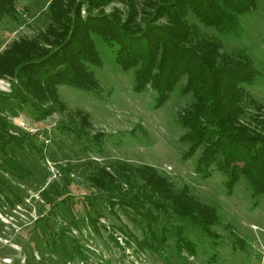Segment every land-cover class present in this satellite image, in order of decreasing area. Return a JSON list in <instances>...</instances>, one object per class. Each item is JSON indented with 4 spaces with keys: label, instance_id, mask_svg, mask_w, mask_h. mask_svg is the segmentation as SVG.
Returning <instances> with one entry per match:
<instances>
[{
    "label": "rangeland",
    "instance_id": "374dc122",
    "mask_svg": "<svg viewBox=\"0 0 264 264\" xmlns=\"http://www.w3.org/2000/svg\"><path fill=\"white\" fill-rule=\"evenodd\" d=\"M49 2L15 0V14L0 17V52L14 40L40 39L50 21ZM102 7L106 11L125 8L121 0ZM81 8L84 16V4ZM187 19L198 25L201 35L218 42L220 52L243 50L251 58L258 74L244 83L245 114L239 121L261 129L263 124L250 115L264 116V0L239 15L237 33L219 31L192 14ZM92 36L102 60L100 65L88 64L97 80L95 88L59 83L57 92L65 107L45 118L38 119L30 104L17 115L3 113L8 132L24 136L22 145L8 148L7 154L31 175L14 177L0 151V162L6 166H0L3 187L20 195L13 205L0 206V264H264V192L254 204L251 186L242 175L228 193L221 170L214 168L207 177L195 172L199 149L188 158L182 155L188 143L180 139L185 129L179 117L194 101L191 91H181L186 75L155 107L156 90L147 85L135 91L134 68L122 69L115 59V47L95 32ZM13 82H17L15 76L0 74V90L9 92ZM77 110L88 115L84 128L78 127ZM99 131L104 132L100 144L91 139ZM122 162L132 167L152 165L174 190L187 185L191 194L215 208L218 219L210 227L218 236L207 235L187 218L171 215L160 222L183 224L195 252L178 250L173 236L157 249H140L121 227L142 238L147 230L144 217L119 203L110 209L107 193L90 179L96 165L111 170ZM132 191L123 184L116 194L131 195ZM9 192L0 195L10 196ZM92 208L100 214L97 227L88 219L87 210ZM61 226H66L62 233ZM53 240L57 245H52Z\"/></svg>",
    "mask_w": 264,
    "mask_h": 264
},
{
    "label": "trees",
    "instance_id": "16d2710c",
    "mask_svg": "<svg viewBox=\"0 0 264 264\" xmlns=\"http://www.w3.org/2000/svg\"><path fill=\"white\" fill-rule=\"evenodd\" d=\"M110 1L50 0V21L39 34L40 39L14 40L0 52V74L17 78L9 92L0 90V151L10 173L18 179L31 175L7 154L8 148L22 145L24 136L8 132L3 113L17 115L25 104H30L38 119L45 118L65 107L58 96L59 83L86 90L95 88L97 80L88 66L102 63L92 36L95 32L115 47V59L122 69L134 68L135 91L147 85L156 90L155 107L169 97L178 80L186 75L181 91H191L194 101L179 117L185 129L180 139L188 143L183 157L188 158L199 149L195 172L207 177L214 168L221 170L228 193L245 176L255 204L264 192V116L250 115L254 122L263 124L259 130L240 122L239 117L245 114L244 83L252 82L258 70L243 50L220 52L218 42L201 35L198 25L190 22L187 15L192 14L219 31L237 33L241 26L239 15L254 9L258 0H142L141 4L138 0H121L124 12L117 7L106 11L102 6ZM15 11V0H0V17ZM76 114L78 127L89 124L85 111L77 110ZM103 133L95 132L91 139L100 144ZM0 166L6 167L1 162ZM3 179L0 192H9L3 187ZM90 179L107 193L110 209L119 203L144 217L147 230L142 238L126 226L121 227L140 249H157L173 236L178 250L195 252V244L183 224L160 222V218L171 215L187 218L207 235L218 236L210 227L218 219L215 208L191 194L187 185L174 190L150 164L132 167L122 162L111 166V170L96 165ZM123 184L133 190L131 195L116 194ZM9 195H0V206L5 202L13 205L20 196L14 191ZM87 211L89 221L97 227L99 212L94 208ZM64 227H60V233ZM55 243L58 241L53 240L52 245Z\"/></svg>",
    "mask_w": 264,
    "mask_h": 264
}]
</instances>
